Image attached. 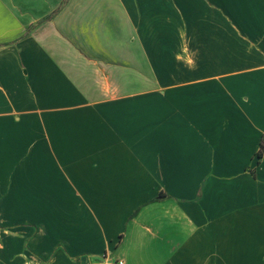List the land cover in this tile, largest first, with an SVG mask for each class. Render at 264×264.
<instances>
[{
    "label": "crops",
    "instance_id": "0c3cea01",
    "mask_svg": "<svg viewBox=\"0 0 264 264\" xmlns=\"http://www.w3.org/2000/svg\"><path fill=\"white\" fill-rule=\"evenodd\" d=\"M262 143L264 0H0V264H264Z\"/></svg>",
    "mask_w": 264,
    "mask_h": 264
},
{
    "label": "built area",
    "instance_id": "2783aa9c",
    "mask_svg": "<svg viewBox=\"0 0 264 264\" xmlns=\"http://www.w3.org/2000/svg\"><path fill=\"white\" fill-rule=\"evenodd\" d=\"M102 264H125L122 258H114L104 261Z\"/></svg>",
    "mask_w": 264,
    "mask_h": 264
},
{
    "label": "trees",
    "instance_id": "16d2710c",
    "mask_svg": "<svg viewBox=\"0 0 264 264\" xmlns=\"http://www.w3.org/2000/svg\"><path fill=\"white\" fill-rule=\"evenodd\" d=\"M261 147H262V149H263V147H264V143H262ZM261 153H262L261 151H260V152L258 151V155H259V156L261 155ZM162 195H164V194H162Z\"/></svg>",
    "mask_w": 264,
    "mask_h": 264
}]
</instances>
